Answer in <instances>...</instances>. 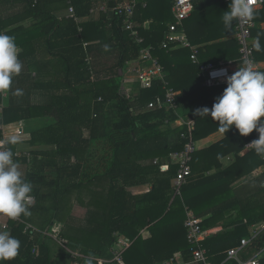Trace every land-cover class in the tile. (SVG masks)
Masks as SVG:
<instances>
[{"label": "trees", "instance_id": "16d2710c", "mask_svg": "<svg viewBox=\"0 0 264 264\" xmlns=\"http://www.w3.org/2000/svg\"><path fill=\"white\" fill-rule=\"evenodd\" d=\"M101 1L71 0L81 18L88 17L89 10ZM117 1L105 0L110 14L90 15L79 23L80 32L72 19L58 18L56 11L64 0H0V33L15 37L23 64L6 91L0 122L20 123L28 135L25 142L36 146L27 150L29 158L13 156L33 186L34 200L29 205L30 216L7 220L6 229L21 247L16 258L3 264H74L75 259L78 264H100L98 258L109 257L120 235L132 240L123 253L125 264H163L178 251L184 262L194 261L184 227L187 208L203 219L202 232L217 229L215 236L201 242L207 261L237 264L227 259V250L248 235L252 224L264 221V161L253 148L244 147L255 137L254 131L241 136L232 126L223 139L195 150L192 173L181 194L175 196L170 184L177 165L163 169V160L188 141L181 137L186 127H176L175 121L186 116L194 119V140L221 131L217 121L196 110L211 108L227 84L203 87L198 67L190 59L191 49L161 46L168 25L174 22L173 0H152L159 15L152 14L147 29L140 27L146 17L142 0H138L134 22L139 25L142 44L131 39L121 18L111 11ZM197 1L193 10L200 6L199 12L206 16L207 9L223 0ZM258 12H264V3ZM28 18L27 25L8 29ZM209 37L190 40L197 45ZM261 40L262 36V45ZM84 42L88 43L85 47ZM148 44L164 67L167 86L180 92L176 110L148 106L164 98L162 80L138 83L125 78L128 63ZM228 44L230 54L225 60L238 56L236 39ZM204 47L196 48L201 63L209 60ZM254 53L258 60L259 51L254 48ZM217 59L212 62L218 63ZM17 89L22 95L15 94ZM6 143L13 153L17 151L16 143ZM229 153L234 154L230 165L205 174L220 167V159ZM258 166L263 170L251 190L248 184L234 188ZM85 193L89 195L86 203ZM72 198L87 207L85 223L76 235L67 218ZM25 223L35 229L24 231ZM144 229L150 232L148 238L140 234ZM56 236L66 238L71 249L84 257H72L68 251L64 261H53L51 242ZM259 250L263 253L260 264H264V230L242 253V259Z\"/></svg>", "mask_w": 264, "mask_h": 264}, {"label": "built area", "instance_id": "2783aa9c", "mask_svg": "<svg viewBox=\"0 0 264 264\" xmlns=\"http://www.w3.org/2000/svg\"><path fill=\"white\" fill-rule=\"evenodd\" d=\"M68 3V13L69 16L72 17L76 22H80V19L76 17L74 12V7L71 4V0H66ZM230 3V0H225ZM136 0H121L118 2L114 11L117 15L121 16L123 20V28L129 32V36L131 39L135 40L137 43H141L143 39L139 36L138 31L136 30L133 21L131 20L134 6ZM194 0H173L172 5V15L174 17V22L168 25L167 32L165 33L164 40L162 41L163 48H169L170 45H174L177 48H189L191 49L190 59L193 64L197 65L199 76L202 78V86L206 88L225 85L226 77L219 76L216 78H212L209 73L213 70L217 69H225L227 75L233 74L238 70L239 67L245 66L243 61L246 59H251L253 61L252 67L254 70L260 71V67L258 65L257 60L255 59L254 53V34L253 31L261 30L262 35L264 36V25H258V23L253 19L252 21H243L235 20V39L238 44V56L236 58H230L227 60H221L218 63L212 62H200L198 60L195 49H193L188 40L183 35L182 31V23L183 21L190 15L193 10ZM250 5L253 7L254 11L261 8L264 0H249ZM153 46L147 45L140 49V55L135 65L131 66L129 71L132 73V77L135 78L136 82L146 83L152 79H160L164 84V98L162 100L157 101L156 103L149 102V107L158 108H168L176 110L178 108L177 96L179 92L174 90L171 87H168L167 82L165 80L164 67L159 62L157 56L153 54ZM176 124V125H175ZM175 126H185L186 130L182 132L181 137L187 138V142L185 143L183 149L178 151H171L168 155V159L171 163L177 165L176 176L173 179V189L174 195L181 194V187L188 181L192 171H191V162L192 155L196 150L195 141L192 138L193 131L196 126V122L194 119L190 117H180L175 121ZM23 128L17 127L15 135L21 136L23 135ZM254 138L248 141L245 144V147L248 149H252L253 147L249 145V143L255 139H258V133L254 130ZM10 138H7L5 135V139L3 138L1 149L7 148L6 142L9 141ZM26 155L28 158L30 154L27 151H15L14 156ZM262 159L264 161V155H262ZM157 162V159L154 160V163ZM262 187L264 189V181L262 182ZM17 220V219H16ZM202 219L195 216V214L190 209H186V217L184 220V227L186 230V238L189 244L192 246V252L194 256V261L202 264H210L207 261V257L205 254V249L202 247L201 242L203 239V232L201 228ZM6 224H2L0 228H6ZM35 229L30 224L25 223L24 231L28 229ZM264 230V221L258 225L253 226V230H251L248 236H245L240 239L238 245L231 247L227 250V259H233L237 261V264H257L259 255L262 250L257 251L253 255L247 257L246 259H242V253L247 250L250 245L259 237V235ZM55 240H58L60 244H64L66 246L68 241L61 237H54ZM37 252V251H36ZM78 253L76 255V258ZM113 258L119 264H124L120 252L116 250L113 252ZM163 264H170L169 262Z\"/></svg>", "mask_w": 264, "mask_h": 264}, {"label": "clouds", "instance_id": "9594fccd", "mask_svg": "<svg viewBox=\"0 0 264 264\" xmlns=\"http://www.w3.org/2000/svg\"><path fill=\"white\" fill-rule=\"evenodd\" d=\"M255 17L249 0H230L228 9L223 13L225 28H230L234 20L252 21ZM253 47L262 50L260 34L254 38ZM19 47L15 37L0 33V91H7L12 85V77L19 75L23 64L18 58ZM245 66L239 67L230 76L225 69L213 70L212 78L226 77V88L215 98L211 108L197 109V114L212 117L226 132L234 126L241 136H247L254 130L258 139L249 143L257 154L264 155V71L254 70L253 61L246 59ZM16 95H22L17 89ZM8 143L15 144L13 138ZM10 148L0 149V215L16 220L21 215L30 216V203L33 186L26 180L20 166L13 159ZM21 242L8 230H0V264L19 255Z\"/></svg>", "mask_w": 264, "mask_h": 264}, {"label": "crops", "instance_id": "0c3cea01", "mask_svg": "<svg viewBox=\"0 0 264 264\" xmlns=\"http://www.w3.org/2000/svg\"><path fill=\"white\" fill-rule=\"evenodd\" d=\"M120 1L121 0L117 1L116 4L118 2H120ZM202 1L203 0H198L197 2H199V4H200V3H202ZM141 3H142L141 5H142V8H143V14H144V16L146 18L144 20V23L140 27L141 28L144 27V28L147 29L152 24V14H153V16H158L159 15V9H157V7L155 5H152L153 4L152 3V0H142ZM71 4H72V2H71ZM137 4H138V0H136L135 6H134V11H133V15H132L131 20L133 21V24H134L136 30L138 31L139 30V25L137 24L138 25V27H137L136 23L134 22V13H135V8H136ZM115 5L111 8V11L114 12L117 17L121 18V16L117 15L116 12L114 11ZM228 6H229V4L225 0H223L222 2H218L214 6L210 7L209 9H207L205 11L206 12L205 13L206 16H202L201 12H199V7L200 6H198V8L192 10V12L190 13V15L183 21V23H182L183 35L186 38V40L189 41L191 47L193 49H195V51H196L197 46H201V44L203 42L200 43V44H197V45H193L191 43L190 38H193L194 39L196 37V39H198L200 37H204V36L205 37H209L210 36L209 38H203V39H201V40L206 39V41H209L208 44H206V45L203 44V46H209L211 44L217 43L216 46H222V49L226 48V55L227 54H230V51H229L230 46H229L228 42L232 41L235 38L234 35H235V24H236V21L234 20L232 22V25H231L230 28H225L224 23H223V19H222L221 22L213 23L214 21H217L218 19H221L223 17V13H224V11H226L228 9ZM67 8H68V3H67L66 0H64L63 7L59 8L58 11H56V14L58 15V18L61 19L62 17H66V18L72 19L75 23H77V25H78V31H80V32L82 31V25H80V24L83 21L87 20V18L90 15L96 16V14L99 13V12H102V13H105V14H110V11L108 10V7L106 5L105 0H103V1H101L99 3L97 2V4H95L89 10V14L90 15L88 17L85 16V17L81 18V17H79V16H77L75 14L76 17L80 19V22H79L80 24H79L72 17L69 16V13H68V9ZM212 8L217 9V11L219 13H216L217 11L215 13H213V11L211 10ZM260 9L261 8L255 10L254 12L256 14L257 13H261V12H258ZM74 12H75V10H74ZM260 15L264 16L263 14H260ZM121 20H122V18H121ZM255 21L258 23L259 26L260 25H264V19H260V20L257 19ZM29 22H30V19L29 18L28 19H24V20H20L19 22H16L14 24H11L8 29H10V28L13 29V28H15L17 26H21V25H24L25 26ZM122 22H123V20H122ZM138 33H139V31H138ZM257 34H260V36H262V40H261L262 41V45H261L262 46V50L259 51V53H258L259 59L257 60V62H258V65L260 67V71H264V36L262 35L261 30H258V29H257L256 33L254 34V36L256 37ZM163 40H164V38H163ZM142 43H143V41L141 43H138V44H142ZM87 44L88 43L84 42L83 43L84 47ZM148 45H151V44H148ZM145 46H147V45H145ZM161 46H162V42H161ZM142 47H144V46H142ZM175 48H177V47H175ZM139 55H140V52H139ZM226 55H222V60H225V56ZM138 58L136 60L128 63L127 73L128 72L131 73V71H129V69H130L131 66H133V65L136 64L135 61H137ZM228 59H230V58H228ZM87 61L88 62L90 61V57L87 59ZM132 76L133 75L131 73V76L128 79L130 81H132V82L133 81L136 82L135 78H133ZM6 94H7L6 91H0V95L2 96V99H1L2 102L0 100V115H1V109H2V106H3V100L5 101V99H6ZM0 119H1V116H0ZM20 126L21 125L19 123H8V124H4V123L0 122V133L2 135L1 138L4 137V139H5V135H6L7 138H10V139H13L14 138L16 140V143H17L18 140H17V135H15V132H16V128L17 127H20ZM224 136H225L224 132L218 130V131L212 132L211 134H209L208 136H206L204 138H201L199 140H194L195 141V145H196V151L199 150V149H203V148H206V147L210 146L211 144H213V143H215V142L223 139ZM250 140H248V141H250ZM2 141H3V139H2ZM0 143H1V139H0ZM244 147H245V145H244ZM245 149H248V148L245 147ZM248 150H250V149H248ZM230 154H233V153H229V154H226L225 156H223L221 158L222 161L220 159V163H221V166L220 167H213V168H215L214 170L211 169L210 171L206 172L205 174H210V173H213V172L221 171L224 168H226L228 165H230L229 164V161H228L230 159L229 158L230 157ZM227 161H228V163H227ZM163 164H164L163 169H165V168L168 167V165L171 164V162L167 158V159H164L163 160ZM262 170H263V167H259L258 166L257 168L254 169V171L251 174H249L248 176L244 177L239 182H236L234 184V188H237V187H239V188L245 187L248 184L247 189L248 190H251L253 188L254 184H255L254 181L257 178L260 177V174H261ZM172 185H173V181H171L170 188H172ZM7 220H8V217L3 216V215H0V226L2 224H7ZM202 221H203V219H202ZM83 222H85V221L83 220ZM260 223H262V222H257V223L252 224L248 228V230H249L248 235L250 234L251 230H253V226L258 225ZM0 230H7V229L6 228H4V229L3 228H0ZM140 234L142 235L143 238H148L150 236V232L147 229L141 230ZM216 234H217V229L216 228L205 229V231H203V239H202V241H204L206 238L215 236ZM131 242H132V240L129 237L125 236V235L118 236L117 237V242H116L115 246H113L112 249L109 252L110 253L109 257H106L105 256V257L98 258L99 263L100 264H119L113 258V252H115L116 250H118L120 252L121 258H122V260H123V262L125 264V260H124L123 253L130 246ZM254 253H256V252H252L251 255H253ZM262 254L263 253H260L257 264H260V259L262 257ZM251 255H249V256H251ZM52 258H53V261L54 260H56L58 262L64 261L63 255H61L59 252L56 253V252L53 251V246H52ZM166 262H169L170 264H197L196 261L184 262L182 260V258H181V252L180 251L176 252L174 254L173 258H171L169 261H165L164 263H166Z\"/></svg>", "mask_w": 264, "mask_h": 264}, {"label": "rangeland", "instance_id": "374dc122", "mask_svg": "<svg viewBox=\"0 0 264 264\" xmlns=\"http://www.w3.org/2000/svg\"><path fill=\"white\" fill-rule=\"evenodd\" d=\"M260 14H263L264 15V12H261V13H255V17L254 19L255 20H260V19H264V16L260 15ZM207 42V43H206ZM209 41H206V39L203 40V43L201 44V46H203V44H208ZM204 50L206 51L205 54L209 57L208 61L207 62H212V61H215L216 58H218L217 60H222V55H226V48L222 49V46H205L204 47ZM131 76V73H127L125 78L128 79L129 77ZM129 80V79H128ZM20 124V123H19ZM30 124H33L32 122ZM28 139V135H21V136H17V143H16V147H17V151H27L29 149H33L35 147H32V146H29L25 141ZM11 139H9L10 141ZM2 141V140H1ZM2 147V143H0V149ZM242 153V152H241ZM230 159L228 160L229 161V164L231 162L234 161V154H230ZM222 161V159H221ZM227 161V163H228ZM215 168H212V170H214ZM83 200H84V203L87 202V199L89 198V195H87L86 193L83 194L82 196ZM70 205H69V210H68V221L70 222V228L72 229L71 233L73 235H76L77 234V228L79 226H81L82 224H84L85 222H83V220L87 217V207H85V205L81 204L78 200H76L75 198H72L70 200ZM64 229V228H63ZM76 231V233H75ZM52 246H53V251L56 252V253H60L61 255H63L64 258H66V255H67V252L69 251V254L70 256L72 257H76L77 253H78V256L77 258H81V257H84L83 254L80 253V251L78 252L77 250L75 249H71L70 245H66V246H63L62 244H60L58 242V240H52L51 242ZM61 246V247H60ZM76 263L74 262V264H78V259H75ZM73 264V263H72Z\"/></svg>", "mask_w": 264, "mask_h": 264}]
</instances>
